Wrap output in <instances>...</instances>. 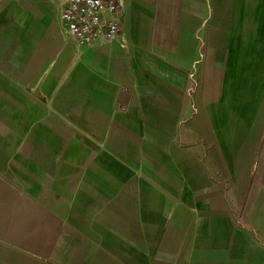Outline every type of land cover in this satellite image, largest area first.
<instances>
[{"label": "crops", "instance_id": "crops-1", "mask_svg": "<svg viewBox=\"0 0 264 264\" xmlns=\"http://www.w3.org/2000/svg\"><path fill=\"white\" fill-rule=\"evenodd\" d=\"M0 1V264H264V0Z\"/></svg>", "mask_w": 264, "mask_h": 264}, {"label": "built area", "instance_id": "built-area-1", "mask_svg": "<svg viewBox=\"0 0 264 264\" xmlns=\"http://www.w3.org/2000/svg\"><path fill=\"white\" fill-rule=\"evenodd\" d=\"M59 7L61 27L78 45H89L100 38L113 41L119 34V0H60Z\"/></svg>", "mask_w": 264, "mask_h": 264}]
</instances>
